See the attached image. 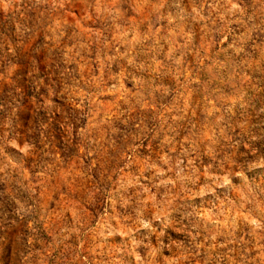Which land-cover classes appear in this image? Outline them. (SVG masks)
Here are the masks:
<instances>
[{"label":"clouds","instance_id":"9594fccd","mask_svg":"<svg viewBox=\"0 0 264 264\" xmlns=\"http://www.w3.org/2000/svg\"><path fill=\"white\" fill-rule=\"evenodd\" d=\"M72 2L73 0H35L36 4L51 9V14H42L38 18L42 21L38 26L43 28L47 25V30L53 33L57 45L71 27L63 18L62 12ZM82 2L92 13L85 19L96 17L94 28L97 30L89 32L88 43L77 41L67 50L63 64L56 69L60 71L61 78L70 74V62L83 61V65L91 62L84 59V56L93 54L90 44L98 43L101 49L111 48L112 44L106 43V27L110 30L111 24L116 23L117 19L123 20L127 15L124 8L126 0ZM132 2L136 4L135 11L146 6L151 9L154 19L150 23L165 19L161 9L171 4L175 11L169 12L166 19L170 26L179 29L172 33V38L180 35L186 44H191L194 39L191 30L184 31L183 25L186 23L202 24L208 35L224 34L221 43L228 39L229 34H234L241 28L245 29L228 45L237 57L247 55L244 45L252 39L253 34H264V0H251V4L248 0H192L190 12L184 9L181 0ZM23 4L24 0H0V10L5 14L24 11ZM132 31H135L132 39H125ZM26 35V31L17 25L14 38ZM156 35L155 32H149L147 36H141L134 24L133 28L121 30L120 35L114 38L125 47V51L121 52L117 47L111 55L95 53L101 70L93 82L99 87L106 82V76L112 81H130L133 89L124 88L122 85L118 87L115 83L110 89L121 92L129 109H146L145 102L152 98L154 91H158L151 88L148 81L140 75L148 70L149 65L139 62L136 51V45L150 43ZM151 50L159 52V47ZM175 50L170 48L169 54ZM0 51H3V45H0ZM8 52L12 56L17 54V50L11 46ZM120 62H126L131 71H121L119 75L114 73L113 64ZM242 63L245 67L248 66L247 61ZM175 65L179 79L182 75V59H176ZM217 67L222 68L223 65ZM20 78H24L22 74ZM192 83L194 82L189 77L184 84L185 89ZM146 89H151L147 91V95L143 91ZM48 90L50 95L47 105L55 110L58 104L54 98L58 95L62 97L65 93L59 92L55 85H49ZM67 91L66 88L65 92ZM169 91L167 88L163 89L165 95ZM245 96L246 93L241 91L230 101L222 96H213L210 106L206 101L203 117L206 133L197 124L191 123L198 119L192 107V92L188 93V100L183 104L179 103L178 96L173 106L161 114L158 126L150 127L141 120L135 129H131L132 120L128 112L120 114L124 131L108 121L102 122L108 124L112 137L127 138L125 133L129 130L136 134L132 137L134 144L130 155L124 158L123 166L114 173L115 179H110L103 186L94 187L90 193L89 205H99L103 209L96 225L91 227L88 224L82 207L72 205L73 218L76 221L73 233L81 239V248L84 239L88 235L92 236L95 247L91 251L99 257L97 264H157L160 254L170 249L169 242L173 236L183 237L187 244H177L180 254L167 259V264H190L194 256L201 255L204 248L201 241L210 245L204 264H221L225 258L228 264H249L250 241L237 235L241 224L246 228V234L254 238L256 250L264 258V121L257 126L248 124L251 114L254 113L256 117L264 116V106L252 105ZM7 97L4 99L0 95V183L7 186L17 185L16 193L24 191L30 194V199L36 192V186L32 184V177L25 169L45 149L34 133L25 127L27 110L21 106L22 98L15 93L7 94ZM69 99L73 103L78 101L76 106L79 113L75 109L69 113H63V109L60 111L70 117L66 118L65 123L69 133H72L77 118L82 121L92 100L87 92H73ZM238 114L244 118V123L237 125L241 129L240 134L236 133L233 126V120ZM96 127L98 125L89 120L88 127L81 128L79 133L90 148L89 156L96 151L97 142L90 138ZM253 128L258 130L254 131ZM241 147L245 149L243 153L239 151ZM249 156L254 159H249ZM48 173L56 174L54 166H49ZM3 195L0 193V196ZM13 199L17 205L15 214L20 220L36 213L37 207L30 205L23 196L14 195ZM15 224L16 221H13L12 225ZM5 228L0 222V231ZM29 228L30 237L20 233L15 239L22 264H43L45 258L40 257L37 260V254L33 250L36 229L34 225H29ZM64 239L68 237L65 236ZM218 240L223 242L218 243ZM10 242L11 237L5 231V235L0 236V256L5 253ZM218 249L227 251L213 256V252ZM238 251L239 261L235 258ZM250 264H256V258H251Z\"/></svg>","mask_w":264,"mask_h":264},{"label":"rangeland","instance_id":"374dc122","mask_svg":"<svg viewBox=\"0 0 264 264\" xmlns=\"http://www.w3.org/2000/svg\"><path fill=\"white\" fill-rule=\"evenodd\" d=\"M155 2L156 0H153V3ZM248 2L251 4V0ZM181 3L186 11H191L192 0H181ZM22 7L24 11L9 14L0 10V45H3V51H0V95L7 99V94L15 93L22 98L21 106L27 110L25 127L34 133L45 151L40 157L33 158L25 169L32 177V184L36 186V192L30 199V194L24 191L16 193L17 185L7 186L0 183V193L4 194L0 196V222L6 226L4 231H0V236H4L6 231L11 237L5 253L0 256V264H22L15 239L20 233L30 237L29 225H34L36 229L33 250L37 254V260L40 257L45 258L43 264H97L99 257L91 251L95 247L92 236L88 235L84 239L81 248V239L73 233L76 221L73 218L72 205L82 207L88 224L91 227L96 225L103 209L99 205L95 207L89 205L90 193L94 187L103 186L110 179H115L114 173L123 166L124 158L130 155V149L134 144L132 137L136 134L129 130L125 133L127 138L112 137L108 124L102 122L108 121L109 124L124 131L120 114L128 112L132 120L131 129H135L141 120L150 127L158 126L161 114L173 106L178 96L179 103L183 104L188 100L189 92H192L194 101L192 107L198 117L191 123L197 124L205 133L207 132L203 120L205 102L207 101L210 106L213 96H222L230 101L243 91L246 93L245 99L252 105L264 106V34H253L252 39L244 45L247 55L237 57L228 45L245 29L241 28L234 34H229L228 39L221 43L224 34L208 35L202 24L186 23L183 25L184 31L191 30L194 33L193 42L186 44L180 35L172 38V33L179 29L170 26L166 19L169 12L175 11L171 4L161 9L165 19L158 23H150L154 19V14L149 7L135 11L136 4L132 0H126L124 4L127 10L126 17L123 20L117 19L116 23L110 25V30L106 27L108 35L106 43L110 42L112 47L101 49L98 43L90 44L93 54L84 56V59L91 62L87 65H83V61L70 62L68 65L70 74L61 78L60 71L56 70L57 66L63 64L64 54L74 43L89 42V32L97 30L94 28L97 23L96 17L85 19L92 13L82 0H73L71 4L66 5L62 15L71 27L66 30L65 36L57 45L53 33L47 30V25L43 28L38 26L42 23L38 18L42 14H51V9L36 4L35 0H24ZM134 24L141 36H147L149 32L157 33L152 42L136 45L139 62L149 65L148 70L140 75L148 81L151 88L158 89L152 93V98L145 102L146 109L139 107L129 109L123 101L121 92L110 90L114 83L118 87L122 85L124 88L133 89L130 81H112L106 76V82L99 87L93 82L101 70L95 53L111 55L115 53L117 47L121 52L125 51V47L118 44L114 38L120 35L121 30L133 28ZM17 25L26 31V37L14 38ZM134 35L135 31H132L125 39L131 40ZM69 37L71 39H68ZM9 46L17 50L15 56L8 52ZM156 46L159 47V52L151 50ZM170 48L176 50L169 54ZM176 59H182L180 66L182 75L179 79L176 76ZM243 61H247V67L243 65ZM217 65L223 67L218 68ZM112 71L119 75L121 71L131 69L126 62H120L113 64ZM21 74L23 79L20 78ZM189 77L194 83L185 89L184 84ZM49 85H55L59 92L65 93L62 97L58 95L54 98L58 104L55 110L47 105ZM165 88L170 90L168 95L163 92ZM150 90L143 91L147 95V91ZM73 92L89 93L92 103L83 114L82 121L77 118L73 125L74 131L69 133L65 120L70 117L63 113H69L73 109L79 113L76 106L78 101L73 103L69 99ZM60 109H63V113ZM249 111L251 112V109ZM89 120L98 125L94 134L90 136L97 142L96 151L91 156L88 155L90 148L79 136L81 128L88 127ZM261 121H264V116L256 117L254 113L248 118V124L251 126L260 125ZM241 123H244V118L238 114L233 120L237 134L241 132L237 125ZM239 151L243 153L245 149L241 147ZM249 159L254 158L249 156ZM49 166H54L55 175L48 173ZM14 195L23 196L30 205H35L36 213L20 220L15 214L17 205L13 199ZM13 221H16L14 226ZM246 232V228L241 224L237 235L250 241L249 264L251 258H256V264H264V258H261V253L256 250L254 238L249 237ZM65 236L68 239L65 240ZM153 242L155 243V238ZM181 242L187 244L183 237L173 236L169 242L170 249L160 254L157 264H167V259L179 255L176 245ZM201 242L204 244L201 255L194 256L190 264H204L210 245L208 242ZM222 242L218 240V243ZM226 251L227 249L215 250L213 256ZM235 258L239 261V251ZM221 264H228L227 259L221 261Z\"/></svg>","mask_w":264,"mask_h":264}]
</instances>
